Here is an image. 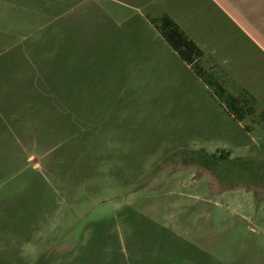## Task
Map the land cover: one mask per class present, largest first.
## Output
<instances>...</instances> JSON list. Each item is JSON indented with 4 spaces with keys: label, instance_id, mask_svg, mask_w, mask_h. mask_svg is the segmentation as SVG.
I'll list each match as a JSON object with an SVG mask.
<instances>
[{
    "label": "rangeland",
    "instance_id": "374dc122",
    "mask_svg": "<svg viewBox=\"0 0 264 264\" xmlns=\"http://www.w3.org/2000/svg\"><path fill=\"white\" fill-rule=\"evenodd\" d=\"M148 1L0 0V264H264V55L204 2ZM168 10L254 113L167 44Z\"/></svg>",
    "mask_w": 264,
    "mask_h": 264
},
{
    "label": "trees",
    "instance_id": "16d2710c",
    "mask_svg": "<svg viewBox=\"0 0 264 264\" xmlns=\"http://www.w3.org/2000/svg\"><path fill=\"white\" fill-rule=\"evenodd\" d=\"M160 35L178 56L189 65L197 75L202 76L215 89V94L226 104L228 111L239 121L252 114L256 110V98L247 90L235 94L218 81L212 73L201 65L204 56L202 48L182 29V27L167 13L160 17V24L156 25ZM229 151H221L219 154L201 151L200 159L192 155L186 157L188 164H196L209 172L214 173L213 166L230 157ZM45 258L39 264H46Z\"/></svg>",
    "mask_w": 264,
    "mask_h": 264
},
{
    "label": "crops",
    "instance_id": "0c3cea01",
    "mask_svg": "<svg viewBox=\"0 0 264 264\" xmlns=\"http://www.w3.org/2000/svg\"><path fill=\"white\" fill-rule=\"evenodd\" d=\"M203 2L239 35L241 46L257 47L264 55V0H149L148 4L179 7L180 14L184 17L188 10L186 7H191V12H198ZM167 14L181 26L178 22L180 19L177 20L173 12L168 10ZM194 41L198 44L196 40ZM212 52L217 53V49H213ZM225 62L229 63L228 59Z\"/></svg>",
    "mask_w": 264,
    "mask_h": 264
}]
</instances>
